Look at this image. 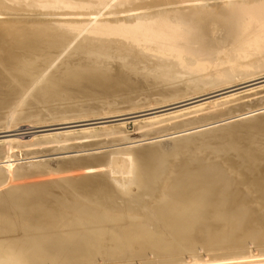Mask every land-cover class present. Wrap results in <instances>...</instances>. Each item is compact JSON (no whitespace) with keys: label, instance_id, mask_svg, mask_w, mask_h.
Segmentation results:
<instances>
[{"label":"bare ground","instance_id":"1","mask_svg":"<svg viewBox=\"0 0 264 264\" xmlns=\"http://www.w3.org/2000/svg\"><path fill=\"white\" fill-rule=\"evenodd\" d=\"M262 77L264 0H0V264H264Z\"/></svg>","mask_w":264,"mask_h":264},{"label":"rangeland","instance_id":"2","mask_svg":"<svg viewBox=\"0 0 264 264\" xmlns=\"http://www.w3.org/2000/svg\"><path fill=\"white\" fill-rule=\"evenodd\" d=\"M263 78V77H262ZM262 78H258V79H254V80H252V81H247V82H245V83H238L236 86H232V87H229V88H225V89H223V90H225V91H223L222 90V92L221 91H219L218 93L216 92L215 94H213L212 96H214V98L215 97H219V96H225V95H230V94H233V93H246V92H248V91H251V90H253V89H257V88H259L260 86H262V85H264V78L262 79ZM244 85V86H243ZM251 85V86H250ZM260 85V86H259ZM240 86V87H239ZM256 86H257V88H256ZM251 89V90H250ZM220 92L221 93H223V94H220ZM241 93V94H242ZM217 94V95H216ZM136 95V96H135ZM134 95V97H136V98H143L144 96H145V94H135ZM138 95H139V97H138ZM144 95V96H143ZM148 96H153V95H148ZM156 95H154L152 98H154ZM203 97V98H202ZM201 97V99H200V97H198V98H195V99H189L190 101L188 102V100H186V101H182L183 103H177L176 105L175 104H173V105H171L170 107L169 106H167V107H169V108H167V107H163V108H161V111H157L156 113L157 114H161V113H168V112H173V111H175V110H179V109H182L183 107L185 108V107H187V106H190V105H194V104H198V103H200V102H203V101H206V100H208V98L207 97H209V95H206V97L205 96H202ZM145 98H147V96H145ZM213 98V97H212ZM139 99H137V100H139ZM147 99H149V98H147ZM210 99V98H209ZM122 102L123 100L121 99V98H118L116 101L118 102H116V104H118V106H120V104L122 105V103H120V101ZM80 101V100H79ZM86 101V102H85ZM85 101L83 100V99H81V102L80 103H84L83 105H87V104H89V102H90V100L89 101H87L86 99H85ZM186 102V103H185ZM85 103H87V104H85ZM91 104L90 105H92L93 103H92V101L90 102ZM120 103V104H119ZM124 103V102H123ZM128 104V103H127ZM126 104V102H125V105H127ZM98 107H100V106H98ZM121 107H125L124 106V104L121 106ZM149 112V113H148ZM147 112V114H146V116H152V115H157L156 113H150V111H148ZM262 115L263 114H261V117H262ZM127 116V115H126ZM125 115H124V117H126ZM264 116V115H263ZM257 117H260V115L259 116H256V118ZM260 117V118H261ZM119 118H123V116L121 117H119ZM260 118H258V119H260ZM263 119V118H262ZM255 120H257V119H255ZM254 119H253V121H255ZM94 121H96V122H100L101 120H94ZM94 121L92 120V121H81V123L79 122V124L77 125V124H74L73 125V123L71 124V123H69V124H63V125H56V127H55V125L54 126H47V127H38V128H33L32 129V131H35L37 134H41V133H46V132H52V131H59V130H66V129H69L70 127L71 128H78V127H85V126H89V125H94L95 123H94ZM89 123V124H88ZM91 123H93V124H91ZM97 124V123H96ZM65 125V126H64ZM76 125V126H75ZM69 126V127H68ZM44 128V129H43ZM53 128V129H52ZM65 128V129H64ZM128 128L131 130V131H135V125H134V123H129L128 124ZM219 127H217L216 129H213V130H211V132H216V133H218L219 132V129H218ZM134 129V130H133ZM218 129V130H217ZM212 133L213 134V136H211V133H209L210 135H209V139H206V140H208V141H206L205 139L203 140V139H201V140H203L202 142H201V140H200V138H198L199 136H198V134H196L197 135V137H192V138H198L197 140H198V144H195V148H194V150H196V152L197 153H203V154H200V155H203V156H206L207 155V157H209L208 156V154L207 153H213L214 152V150L217 148L216 147V144L215 143H217L218 145L217 146H219V147H221L222 146V144H223V142L218 138V139H215V137H214V135H216V133ZM239 132H241V131H239ZM2 134V135H1ZM13 134V133H12ZM12 134H10V133H8V132H4V133H2V132H0V139H3V138H6V137H10V136H13ZM207 134V133H206ZM135 136H137V135H135ZM195 136V135H194ZM240 136H243V135H241V133H240ZM206 137V138H207ZM210 139H212V140H210ZM213 140H215L214 142H212ZM217 140V141H216ZM220 140V141H219ZM206 141V144L204 143ZM169 142H171V141H169ZM208 142L210 143V145L211 146H213V148H214V150H213V148H212V150H213V152H212V150H210L211 148H210V146L208 145ZM212 142V143H211ZM221 142V144H219ZM173 143V141L171 142V143H169V145L170 144H172ZM201 143V144H200ZM204 143V145L206 146V147H204V145H202ZM166 143H164L163 145L162 144H158L159 146H164ZM168 144V143H167ZM166 144V145H167ZM212 144H215V145H212ZM202 145V146H201ZM221 145V146H220ZM158 146V147H159ZM161 146V147H162ZM200 146V147H199ZM207 146H209V148H207ZM215 146V147H214ZM201 147H203V149H201ZM218 147V148H219ZM160 148V147H159ZM199 148V149H198ZM200 150H202L203 152H201ZM206 150V151H205ZM209 150V151H208ZM182 150H180V152H181ZM205 151V152H204ZM182 153V152H181ZM190 153H195V151H193V148L191 149V151H190ZM209 153V154H210ZM205 154V155H204ZM220 157L221 156V153H216L215 152V154L213 153L212 155L210 154V157H212V158H214V156H216V157H218V156ZM180 157V153H179V155H178V157L177 158H179ZM51 162H52V164H55V163H57L55 160L54 161H52L51 160ZM55 162V163H54ZM35 178V177H34ZM38 179L37 180H40L41 178L43 179H47V178H45V177H41V178H39V177H37ZM49 178H51V177H49ZM33 179V178H32ZM31 180V179H30ZM36 180V179H35ZM35 180H31V181H35ZM148 197V196H147ZM146 197V198H147ZM148 200L150 199V198H147ZM148 205H149V203H148Z\"/></svg>","mask_w":264,"mask_h":264}]
</instances>
